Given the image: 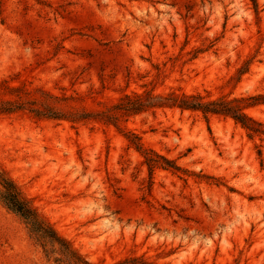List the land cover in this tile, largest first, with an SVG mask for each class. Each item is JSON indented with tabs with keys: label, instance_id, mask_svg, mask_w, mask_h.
<instances>
[{
	"label": "rangeland",
	"instance_id": "rangeland-1",
	"mask_svg": "<svg viewBox=\"0 0 264 264\" xmlns=\"http://www.w3.org/2000/svg\"><path fill=\"white\" fill-rule=\"evenodd\" d=\"M1 81L86 108L132 91L264 93V0H0ZM246 112L264 124V104ZM128 131L180 170L148 168ZM0 168L92 264H264V134L230 117L2 113ZM0 264L73 263L0 202Z\"/></svg>",
	"mask_w": 264,
	"mask_h": 264
},
{
	"label": "trees",
	"instance_id": "trees-1",
	"mask_svg": "<svg viewBox=\"0 0 264 264\" xmlns=\"http://www.w3.org/2000/svg\"><path fill=\"white\" fill-rule=\"evenodd\" d=\"M249 63L250 61L246 60L236 69L237 81L248 71ZM0 89L14 95V97L0 98V114L26 110L37 118L65 120L71 123L92 121L117 125L121 117L150 109L178 108L182 111L199 112L206 119L211 115L230 117L240 124L249 136L264 134V124L246 112V109L250 107L264 104V93L228 98L225 95L210 97L199 91L186 93L173 89L167 92L132 91L123 93L115 102H111L104 108H86L68 104L69 100L78 98L77 94V96L59 95L40 87L30 89L24 84L9 85L4 81L0 82ZM126 137L129 146L144 157L148 168L160 166L180 170V166L173 159L145 148L134 132L128 131ZM0 202L24 220L35 240L42 244L57 245L59 252L73 264H92L80 257L69 242L38 214L15 181L1 168Z\"/></svg>",
	"mask_w": 264,
	"mask_h": 264
}]
</instances>
